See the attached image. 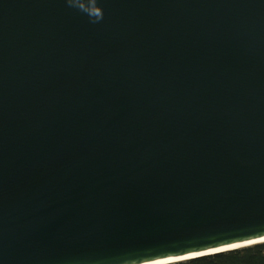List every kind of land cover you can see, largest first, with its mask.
<instances>
[{
  "label": "water",
  "instance_id": "1",
  "mask_svg": "<svg viewBox=\"0 0 264 264\" xmlns=\"http://www.w3.org/2000/svg\"><path fill=\"white\" fill-rule=\"evenodd\" d=\"M262 242L264 0H0V264Z\"/></svg>",
  "mask_w": 264,
  "mask_h": 264
},
{
  "label": "trees",
  "instance_id": "2",
  "mask_svg": "<svg viewBox=\"0 0 264 264\" xmlns=\"http://www.w3.org/2000/svg\"><path fill=\"white\" fill-rule=\"evenodd\" d=\"M169 264H264V242Z\"/></svg>",
  "mask_w": 264,
  "mask_h": 264
}]
</instances>
